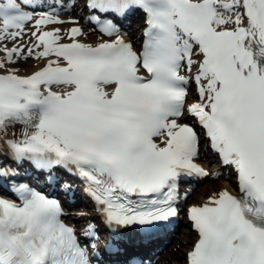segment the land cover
Returning a JSON list of instances; mask_svg holds the SVG:
<instances>
[{"label":"snow or ice","instance_id":"1","mask_svg":"<svg viewBox=\"0 0 264 264\" xmlns=\"http://www.w3.org/2000/svg\"><path fill=\"white\" fill-rule=\"evenodd\" d=\"M86 7L118 16L144 11L142 51L111 21L101 31L116 38L95 45L78 39V26L67 36L44 30L64 22L55 14H41L26 33L32 14L15 0L0 4V42L34 41L0 49V129L23 128L3 141L10 152L0 155L31 162L50 173L49 183L56 167L82 180L111 234L105 255H119L116 243L132 234L149 240L169 226L182 178L209 175L195 162L197 131L178 122L186 110L235 171L240 191L221 190L189 209L199 239L188 264H264V0H88ZM30 58L47 62L29 75L8 67ZM193 84L198 102L186 108ZM16 174L0 168L2 179ZM16 193L20 203L0 198V264H105L98 252L89 255L99 237L94 221L82 245L57 199L27 185Z\"/></svg>","mask_w":264,"mask_h":264},{"label":"bare ground","instance_id":"2","mask_svg":"<svg viewBox=\"0 0 264 264\" xmlns=\"http://www.w3.org/2000/svg\"><path fill=\"white\" fill-rule=\"evenodd\" d=\"M1 55V52H0ZM45 59H35L30 58L27 59V61H23L24 67L18 66L20 68H17L19 71V74L21 75H29V73L35 71L39 68L41 64H43ZM9 69H15L17 67L16 64H10L8 65ZM209 168L213 169L215 172L219 171V167L217 163H206ZM224 186H233V182H229V180L221 179L217 183L207 182L205 184H202L198 187L197 192L195 193L194 199L197 201H203L206 197L211 194L213 191L220 190V187ZM187 222L186 220L182 221ZM175 241L173 243V249L175 246H180V249L177 252H173L171 254L165 255L163 257V262L165 264H184L183 256H185V253L188 249H190V241L192 242L196 238V234H194V231L191 229L190 224L183 229V232L179 234L178 236H175ZM180 243V244H179ZM179 244V245H178Z\"/></svg>","mask_w":264,"mask_h":264},{"label":"rangeland","instance_id":"3","mask_svg":"<svg viewBox=\"0 0 264 264\" xmlns=\"http://www.w3.org/2000/svg\"><path fill=\"white\" fill-rule=\"evenodd\" d=\"M207 182H208V181H207ZM214 182H219V181H214ZM214 182H212V183H214ZM183 227H184L183 225L180 227V229L178 230V234L182 233V229H183ZM178 234H177V235H178ZM175 252H177V251L174 250V253H175ZM183 257H184V256H183Z\"/></svg>","mask_w":264,"mask_h":264}]
</instances>
